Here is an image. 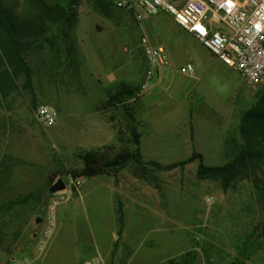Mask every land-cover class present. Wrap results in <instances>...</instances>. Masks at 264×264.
<instances>
[{"label": "rangeland", "instance_id": "374dc122", "mask_svg": "<svg viewBox=\"0 0 264 264\" xmlns=\"http://www.w3.org/2000/svg\"><path fill=\"white\" fill-rule=\"evenodd\" d=\"M3 1L20 16L29 17L39 9L34 0ZM74 10L73 20L62 21V26H56L53 31L47 33L49 38H53L51 42H45L43 39V46L38 41L33 42V46L26 52L25 60L31 69L33 91L30 92L25 87L22 78L4 91L0 90V118L2 113L4 120L14 117L18 122L15 132L21 134L20 138L30 135V143L33 140L35 144L31 156L36 158V191L30 196L29 203L14 209L13 217L10 215L5 219L6 244L0 251V264H18L10 259L13 256L15 260L20 258L25 250L38 243L37 238L32 236L40 235L38 240H43L41 225L33 223V218H41L46 213L51 197L49 188L58 179L67 184L72 179L68 173L81 168L78 156L86 151H94L80 148L76 144L77 125L82 126L84 123L83 126L89 127L91 133L100 127L104 128L101 117L96 120L92 117L90 121L84 120L89 117L87 112L94 108H104L108 100L107 90H113L121 84L138 86V99L139 94L149 89L152 80L146 75L148 63L141 48L143 37L134 32L138 23L132 13L130 16L124 12L126 10L112 9L110 17L106 18L94 10L92 0H81ZM166 27L168 35L174 40H183V35L178 34L177 27L168 24ZM61 29L65 40L60 37ZM192 46L195 54L190 63L193 65L194 75L180 73V67L172 70L176 76L177 90L185 94L172 93L171 100L166 102L168 105L177 103V109L164 113L161 119L162 132H159V138L164 141H161L163 145L158 146L167 150L151 151L146 157L168 166L186 160L195 149L202 152V163L205 166H223L232 156L218 151L217 135L221 133L220 129L211 125L210 121L206 122L203 128L199 125L202 126L206 118L218 119L230 106L238 111L235 112L236 116L250 109L264 95V79L255 86H249L218 60L199 51L195 43ZM130 100L125 103L132 104ZM43 106H52L59 112L52 127L45 128L37 119V112ZM118 107L119 110L105 108L104 113L112 119L113 125L126 139V120L121 113L122 108L120 105ZM189 109L194 115L192 124L195 128L194 136L197 138L193 146L185 147L182 144L183 138H174V134L183 133L181 122L184 118L187 122ZM235 118L229 120V135L237 139L235 124L238 117ZM175 120L177 124L173 123ZM60 122L64 128L60 126ZM61 128L62 133L66 132L64 135ZM138 131L144 141L147 138L149 141L152 139L145 127L138 128ZM200 135L204 138H200ZM65 138L72 143L65 145ZM154 144L148 143V146H155ZM231 146L229 145V150ZM120 149H124V146H120ZM197 166L198 162L194 161L182 167L159 172L158 177L163 186V212L166 217L178 221V224L175 223L171 233L164 232L162 238L165 239L162 240L160 249L150 254H147L148 250L143 249V264H158L164 262L170 254L178 253L177 255L181 256L188 251L196 254V264H240L235 262V258L241 250L243 240L250 233L258 237L261 248L242 264H264V206L257 202L251 183L237 181L224 191L218 182L198 180ZM92 184V180L85 183V200ZM207 200H210V203H207ZM15 213L17 216H14ZM69 227L72 225H69L67 230L61 228L59 235L73 233ZM59 239L60 237H57L55 242L58 243L55 246L57 248L60 246ZM48 254L46 249L42 258L34 264H69L66 263V256L60 251H55L51 257ZM22 258L24 261V257L20 260Z\"/></svg>", "mask_w": 264, "mask_h": 264}, {"label": "crops", "instance_id": "0c3cea01", "mask_svg": "<svg viewBox=\"0 0 264 264\" xmlns=\"http://www.w3.org/2000/svg\"><path fill=\"white\" fill-rule=\"evenodd\" d=\"M167 24L179 29L178 34L183 35L182 41H176L172 36L168 35V31L165 29ZM136 26L137 29H134V32L147 38L154 45L163 46L170 60V67L160 69L154 73L148 86L149 89L139 94L133 106L137 129L145 127L152 136H150L152 138L150 141L149 138L144 141L140 134L141 156L145 161H152L146 157L149 156L151 151L167 150L158 146L163 145L161 141H164V139L159 138V132H162L160 130L162 129L161 119L164 117V113L173 112L177 109V103L172 102L168 105L166 102L171 100L173 94H185L177 90L176 76L172 70H176L178 67L182 68L187 64L192 65L190 60L195 54L193 43L196 44L199 51L207 53L216 60L218 59L203 48L193 36L182 30L172 17L166 13H161L152 18L145 17L143 22L136 24ZM218 61L224 65L220 60ZM230 71L233 72L232 70ZM187 111L189 121L187 120L186 122V118H184L183 122H181L184 129L183 133L174 134V138L177 136L183 138L182 144L185 147L187 145L193 146L194 140L197 138L194 136L195 128L192 124L193 112L191 109ZM104 112L105 110L102 109H91L87 112L89 117L84 119L90 121V117L94 120L97 117H101L100 121H104V128L100 127L91 133L89 132V127L83 126L84 123L82 126L77 125L76 144L78 147L100 150L113 146L117 150H121L117 141L116 131ZM235 112L238 111L230 106L219 115L218 119L206 118L202 126L199 125L203 128L205 123L210 121L211 125L220 129L221 133L217 135L218 151L226 156H231L229 145L240 144L239 123L244 112L239 113L238 116H236ZM3 115L2 113L0 118V206L15 202L9 212L0 213V236L4 237L5 240V219L10 215L12 216L14 209L21 208V206L29 203L31 201L30 196L36 191V181L34 182L36 158L31 156V151L35 147L32 140L33 137H31L32 143H30V135H22L25 138H20L21 134L18 135L15 132L18 122L14 120L13 116L11 120H4ZM235 117H238V123L236 122L235 124V126L237 125V139L229 135V120H235ZM59 119L57 123H59ZM194 119L196 120L195 117ZM173 123L177 124L178 122L175 120ZM60 126L64 128L62 122H60ZM64 133L66 132L64 131ZM64 133L62 134L64 135ZM201 137L204 138L203 135H200ZM63 143L66 145L72 142L65 138ZM148 143L156 144H154L155 146H148ZM193 152L203 156L201 151H195V149L191 151L190 155ZM42 163L44 165V161ZM80 167H82V163ZM151 172L156 178L153 183L134 175L131 166L125 167L115 174L85 178L80 190L68 202L55 208L53 214L54 228L50 236L45 238V244L40 246L38 240L40 235L32 236L35 239L37 238L36 243H38L21 254L20 258L24 257V261L23 258L22 260L20 258L13 259L14 256L10 260L12 262L16 261L18 264H34L42 258L47 249L50 257L55 251H60L66 256V263L68 262L69 264H143L145 256L142 253L143 249L148 250L147 254L160 249L162 240L165 239L162 238L164 232H172L175 223L178 222L172 217H166L163 212V186L158 177L159 172L163 171L151 170ZM89 180H92L93 184L91 191L88 192L89 196L85 200L86 190H84V186ZM118 210H120L123 219L120 233ZM46 214L41 218H37V216L33 218V223L41 225L42 231L45 228ZM14 216H17V213ZM69 225H72L69 228L73 230V233L59 235L62 232L61 228H66L67 230ZM66 230L65 232H67ZM17 235L15 234V236ZM57 237H60V246L58 248L55 247L58 245V243H55ZM150 238L151 240L149 241ZM1 250H3L2 245H0ZM177 254H170L166 260L178 256ZM46 258L47 256L44 259Z\"/></svg>", "mask_w": 264, "mask_h": 264}, {"label": "trees", "instance_id": "16d2710c", "mask_svg": "<svg viewBox=\"0 0 264 264\" xmlns=\"http://www.w3.org/2000/svg\"><path fill=\"white\" fill-rule=\"evenodd\" d=\"M81 0H34L38 10L32 15L23 16L16 14L9 5L0 0V90L4 91L9 86L22 78L25 87L31 92L32 76L31 69L25 60V54L38 41L40 45L43 39L51 42L47 33L53 31L56 26H62L61 22H70L75 18L74 7ZM94 10L102 16L110 17L111 10H119L114 7L113 0H92ZM122 11V10H120ZM131 16V12L124 11ZM60 37L65 40L63 30H59ZM42 38V39H41ZM44 45V44H43ZM42 45V46H43ZM140 87L126 86L121 84L113 90H107L108 100L105 108H114L124 115L125 132L123 133L113 125L116 131L117 141L124 149L117 150L108 146L100 150L86 151L78 157L82 163L79 170L69 172L72 178H91L99 175L115 174L119 170L131 166L134 175L153 183L156 178L151 170L168 171L175 167H182L194 161L198 162L196 178L200 181L210 180L218 182L226 191L237 181H248L251 183L256 195L257 202L264 206V95L255 104L245 111L239 123L240 144L232 145L229 152L231 160L223 166H205L202 156L193 152L186 160L168 166L157 162L145 161L140 153V133L138 132L133 111L136 94ZM114 91V92H113ZM133 99V100H130ZM124 100V101H123ZM132 102L126 104L125 102ZM105 109V110H106ZM15 202H9L0 206V213L9 212ZM119 233L122 229L123 219L118 210ZM4 237L0 236V245L4 246ZM261 244L258 237L253 233L248 234L242 242L241 250L235 258L236 263L248 261L259 249ZM158 264H196V254L188 251L181 256L170 258Z\"/></svg>", "mask_w": 264, "mask_h": 264}, {"label": "built area", "instance_id": "2783aa9c", "mask_svg": "<svg viewBox=\"0 0 264 264\" xmlns=\"http://www.w3.org/2000/svg\"><path fill=\"white\" fill-rule=\"evenodd\" d=\"M113 4L116 9L131 12L137 23L161 13L170 15L182 30L247 85L255 86L263 81L264 0H113ZM141 48L148 63L149 79L156 71L169 67V55L163 46L143 37ZM180 73L192 76L194 68L187 64L180 68ZM57 117L58 111L52 106L40 107L37 112V119L45 128L52 127ZM84 181L83 177L72 178L62 191L51 194L40 246L53 231L55 208L68 202Z\"/></svg>", "mask_w": 264, "mask_h": 264}, {"label": "water", "instance_id": "95a60500", "mask_svg": "<svg viewBox=\"0 0 264 264\" xmlns=\"http://www.w3.org/2000/svg\"><path fill=\"white\" fill-rule=\"evenodd\" d=\"M65 184L61 179H58L50 188H49V193L55 194L57 192H60L64 189Z\"/></svg>", "mask_w": 264, "mask_h": 264}]
</instances>
